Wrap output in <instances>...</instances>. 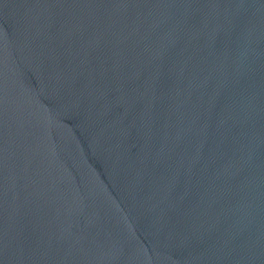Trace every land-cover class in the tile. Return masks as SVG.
<instances>
[{"label": "water", "instance_id": "95a60500", "mask_svg": "<svg viewBox=\"0 0 264 264\" xmlns=\"http://www.w3.org/2000/svg\"><path fill=\"white\" fill-rule=\"evenodd\" d=\"M0 264H264V0H0Z\"/></svg>", "mask_w": 264, "mask_h": 264}]
</instances>
